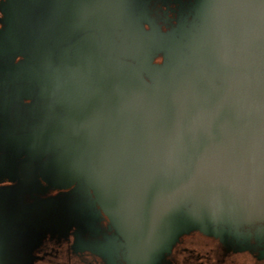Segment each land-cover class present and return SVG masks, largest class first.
<instances>
[{"label": "water", "instance_id": "water-1", "mask_svg": "<svg viewBox=\"0 0 264 264\" xmlns=\"http://www.w3.org/2000/svg\"><path fill=\"white\" fill-rule=\"evenodd\" d=\"M50 4L0 0V166L41 168L107 264H264V5L149 0L144 28L112 1L86 46Z\"/></svg>", "mask_w": 264, "mask_h": 264}, {"label": "flooded vegetation", "instance_id": "flooded-vegetation-1", "mask_svg": "<svg viewBox=\"0 0 264 264\" xmlns=\"http://www.w3.org/2000/svg\"><path fill=\"white\" fill-rule=\"evenodd\" d=\"M50 1L52 4L48 8H43L45 10H42V15L38 17H41V24H50L52 31L49 35L53 42L58 35L63 34L61 28L66 31L65 36L73 35L74 28L83 23L76 17H87L86 24L90 23L89 33L85 39L86 46L88 38L95 40L94 34L90 35L93 32L92 27L95 26L94 29L98 28L102 32L120 29L121 26L115 29L112 25H121L122 19L110 15L108 12L111 10L105 8V5L112 1L120 7H125L124 13H128L124 14L126 17L138 20L144 28L149 26V0ZM37 2L39 5L41 0ZM79 5L81 12L75 11L79 9ZM62 11L65 13L55 14ZM76 14L79 16L75 17ZM83 28L82 25L78 28L82 34ZM118 33L116 38L112 37L117 44L122 32ZM5 94L8 99L9 93ZM27 97L31 98L29 95ZM40 169L37 166L28 168L18 166L9 171L0 166V189H10L8 195H0V264H107L93 250L92 243L96 241L97 234L86 226L85 219L73 214L62 213L56 216L59 209L56 210L57 206L54 203L44 205L40 210L45 200V194L42 195L38 191L44 186L37 173ZM13 173H17L14 181ZM238 256H243L245 264H254L248 254L235 255L232 263L235 261L243 263Z\"/></svg>", "mask_w": 264, "mask_h": 264}, {"label": "snow or ice", "instance_id": "snow-or-ice-1", "mask_svg": "<svg viewBox=\"0 0 264 264\" xmlns=\"http://www.w3.org/2000/svg\"><path fill=\"white\" fill-rule=\"evenodd\" d=\"M261 5H264V0H259ZM262 216L261 219L264 220V197H262V207H261Z\"/></svg>", "mask_w": 264, "mask_h": 264}, {"label": "rangeland", "instance_id": "rangeland-1", "mask_svg": "<svg viewBox=\"0 0 264 264\" xmlns=\"http://www.w3.org/2000/svg\"><path fill=\"white\" fill-rule=\"evenodd\" d=\"M238 258L243 261L242 264H245V261L243 260L244 259L243 256H238ZM239 263H241V261H237V262L235 261V262H233V264H239Z\"/></svg>", "mask_w": 264, "mask_h": 264}]
</instances>
